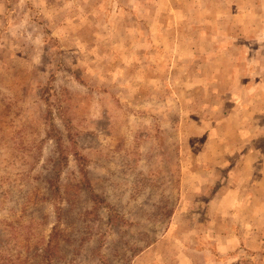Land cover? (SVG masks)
<instances>
[{
	"label": "rangeland",
	"instance_id": "rangeland-1",
	"mask_svg": "<svg viewBox=\"0 0 264 264\" xmlns=\"http://www.w3.org/2000/svg\"><path fill=\"white\" fill-rule=\"evenodd\" d=\"M51 235L50 264H264V0H0L1 254Z\"/></svg>",
	"mask_w": 264,
	"mask_h": 264
},
{
	"label": "trees",
	"instance_id": "trees-1",
	"mask_svg": "<svg viewBox=\"0 0 264 264\" xmlns=\"http://www.w3.org/2000/svg\"><path fill=\"white\" fill-rule=\"evenodd\" d=\"M54 248H56L54 246V236L51 235L49 236V238L47 239L46 243L44 244V247L41 248V253L39 255V260L41 262H44L46 264H50L52 258H54L58 252L54 251ZM2 250H0V254H1ZM0 260L2 262H0V264H18V262H14V260H16V258L13 259H9L7 256H0ZM28 261V260H26Z\"/></svg>",
	"mask_w": 264,
	"mask_h": 264
}]
</instances>
